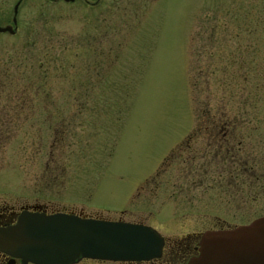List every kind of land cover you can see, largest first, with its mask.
I'll return each instance as SVG.
<instances>
[{
  "label": "rangeland",
  "instance_id": "374dc122",
  "mask_svg": "<svg viewBox=\"0 0 264 264\" xmlns=\"http://www.w3.org/2000/svg\"><path fill=\"white\" fill-rule=\"evenodd\" d=\"M18 1L0 0V25ZM16 17L0 207L142 218L174 239L264 215V0H20ZM229 124L248 174L177 154L209 139L196 126Z\"/></svg>",
  "mask_w": 264,
  "mask_h": 264
},
{
  "label": "water",
  "instance_id": "95a60500",
  "mask_svg": "<svg viewBox=\"0 0 264 264\" xmlns=\"http://www.w3.org/2000/svg\"><path fill=\"white\" fill-rule=\"evenodd\" d=\"M19 3L12 24L0 25V32L16 31ZM163 239L146 224L62 211L23 210L14 223L0 226V251L36 264H72L83 257L148 259L160 254ZM198 245V254L184 264H264V215L234 227L207 229Z\"/></svg>",
  "mask_w": 264,
  "mask_h": 264
},
{
  "label": "flooded vegetation",
  "instance_id": "af4514ba",
  "mask_svg": "<svg viewBox=\"0 0 264 264\" xmlns=\"http://www.w3.org/2000/svg\"><path fill=\"white\" fill-rule=\"evenodd\" d=\"M86 3L92 6H96L99 3V0H94L89 2L85 0ZM9 24V23H8ZM7 25V24H6ZM203 128L207 133L208 140L205 141L204 145L200 148H193L195 146L192 141H187V148H183L181 150H177L178 155H182L183 152H187L186 154L190 159L196 158L199 154L204 155L203 157H209L206 162L212 163L216 162L218 164L224 165L225 163H234L237 166L242 163V148L241 141L239 139V134L236 133V125H218V126H196V129L191 131L188 135L189 138L199 137L201 136L199 133ZM203 136V135H202ZM199 147V146H198ZM189 148H193L192 150ZM199 158V157H198ZM201 158V157H200ZM236 166V170H237ZM241 168V167H240ZM194 170H198V168H194ZM230 174V173H229ZM23 210H29L33 212L40 213H53L60 212L59 209H55L51 211L44 204L34 203V204H21L17 207L7 208L5 206L0 207V226H5L8 224H12L16 221L19 213ZM64 212L76 213L82 216L95 217V218H103L101 216H93L87 215L82 211H75V209L65 210ZM134 220L129 222L134 223H147L142 218L133 217ZM110 219V218H104ZM110 220H125L123 217L119 216L115 219ZM127 221V220H126ZM221 228V227H216ZM201 233V232H200ZM191 236H181L180 238H168L163 236V244L161 247V252L159 255L155 257H151L148 259H135V260H101L95 258H87L83 257L78 259L76 262L72 264H184L186 263L192 256H195L199 252V234ZM0 264H36L33 262H24L21 258L13 257L11 255L5 254L0 251Z\"/></svg>",
  "mask_w": 264,
  "mask_h": 264
},
{
  "label": "trees",
  "instance_id": "16d2710c",
  "mask_svg": "<svg viewBox=\"0 0 264 264\" xmlns=\"http://www.w3.org/2000/svg\"><path fill=\"white\" fill-rule=\"evenodd\" d=\"M230 125V124H229ZM261 165V164H260ZM247 165H246V163L244 162V161H242V163H241V169H242V172L246 175V174H248V171H247V167H246ZM260 167V166H259ZM262 167H264V165L262 166ZM228 172L229 173H231L232 171L231 170H228ZM261 176H262V178H260V185L263 187L264 186V168H263V170L261 171ZM260 176V177H261Z\"/></svg>",
  "mask_w": 264,
  "mask_h": 264
}]
</instances>
